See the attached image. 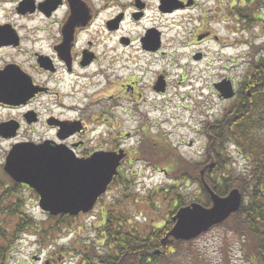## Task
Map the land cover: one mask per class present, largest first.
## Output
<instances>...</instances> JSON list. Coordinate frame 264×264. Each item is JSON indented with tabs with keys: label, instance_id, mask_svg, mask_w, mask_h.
<instances>
[{
	"label": "rangeland",
	"instance_id": "obj_1",
	"mask_svg": "<svg viewBox=\"0 0 264 264\" xmlns=\"http://www.w3.org/2000/svg\"><path fill=\"white\" fill-rule=\"evenodd\" d=\"M198 3L202 9L175 10L162 14L157 9L159 0H147L145 24L161 32L163 55L141 59L142 71L138 75L139 84L135 89L142 95L138 107L117 88L129 74L121 62L110 67L108 90L102 79L92 81L79 77V113L84 109V118L101 115L103 108L111 105L106 96L114 95L113 102L117 107L112 124L118 126L120 134L125 133L127 136L131 132L132 136H127L123 148L129 149L130 160L133 161L130 164L127 161L124 165L121 177L111 188L110 199L107 196L90 214L71 220H53L54 217L38 208L36 194L23 189L25 212L39 224V228L47 231L56 225L61 227L60 231L51 230L45 234L39 230L40 236L32 228L21 237L14 238L10 229L14 225L8 222L7 217L0 216L8 240L5 246L9 250L7 264H80L78 261L81 262L82 253L86 251L90 256L101 254L102 248L98 243L100 226L103 215L108 212L116 211L115 214L125 220L129 219L133 226L159 228L162 225L160 218L168 215L173 204L171 200L177 193L185 204L192 200L205 203L200 181H205L207 171H203V174L200 172L212 163L207 154L210 137L209 133H204V122L222 118L237 103L236 100L221 101L212 91V84L223 77H231L239 89L253 63L264 56V20L260 19L264 18V0H257L253 7L231 10L228 8V0H199ZM205 31L218 40L211 38L197 43V37ZM198 53L203 55L200 61L193 59ZM161 75L166 88L164 93L157 94L152 90L151 83H155ZM68 84L71 85V82ZM68 84L65 86L66 91H69ZM89 84L99 85L95 87ZM8 118L7 113L0 114V121ZM34 129L37 132L42 130L38 126ZM10 145V142L0 143V178L4 155L8 153ZM140 145L142 148L139 150ZM135 151L142 154L135 155ZM147 158L167 173L149 168V164L143 161ZM226 167L228 172L237 175L248 169L244 159L235 151ZM196 168L201 171L197 173ZM223 173L225 171L218 169L210 176L217 178ZM172 183L176 186H171ZM158 188L160 199L153 196V204L148 203L146 207L145 201L152 192L150 190ZM163 190L168 193L164 194ZM126 195L128 198H124ZM119 200L122 203L117 205ZM135 200L138 202L134 203ZM135 216L138 218L135 219ZM188 248L199 249L203 258L207 259V264H217L223 254L229 258V264H243L238 236L230 231L225 232L222 226L209 230L192 241L190 246H179L176 253H185ZM185 258L182 261L175 258V264H189Z\"/></svg>",
	"mask_w": 264,
	"mask_h": 264
},
{
	"label": "flooded vegetation",
	"instance_id": "obj_2",
	"mask_svg": "<svg viewBox=\"0 0 264 264\" xmlns=\"http://www.w3.org/2000/svg\"><path fill=\"white\" fill-rule=\"evenodd\" d=\"M179 1L187 5L184 10L202 9L199 0ZM256 1L228 0V8L253 7ZM146 9L147 0H0V114L9 116L0 121V143L10 142L9 149L14 144L63 147L74 159L122 148L126 157L115 180L121 177L124 165L131 162L129 149L123 147L132 134H120L112 124L117 107L113 94L106 96L111 105L101 115L84 118V109L79 113V77L102 79L108 90L110 67L121 62L129 74L117 88L138 107L141 59L163 55L162 37L160 48L148 51V30L156 28L145 24ZM201 35L197 43L218 40L208 31ZM151 85L154 91L155 83ZM249 91L243 85L239 93L249 98ZM36 126L42 130L37 132ZM7 180L4 188L9 193L18 189Z\"/></svg>",
	"mask_w": 264,
	"mask_h": 264
},
{
	"label": "trees",
	"instance_id": "obj_3",
	"mask_svg": "<svg viewBox=\"0 0 264 264\" xmlns=\"http://www.w3.org/2000/svg\"><path fill=\"white\" fill-rule=\"evenodd\" d=\"M253 67L250 83H247V88L250 90L249 98L243 93L240 101H237L236 105L228 110L222 118L210 120L208 123L210 142L207 154L213 164L211 172L219 169L225 173L213 178L210 176L211 172L207 171L204 182L209 189L222 197L232 189H238L242 194L243 202L238 212L230 215L220 226L225 232L230 231L238 236L241 242L243 264H264V57ZM228 146H233L234 151L248 165L245 173L241 172L237 175L226 170V165H229L231 155L234 153V151L228 150ZM199 171L198 169L197 173ZM1 176L3 179L0 178V216L7 217L8 222L14 225L10 228L12 237H21L32 228H34L32 231L40 236L38 234L41 230L39 224L25 212L23 187L13 186L18 189L10 190L9 193L4 188V184L8 180L3 173ZM171 186H176V184L172 183ZM123 187L126 190L124 185ZM201 191L205 197L203 205L209 207L210 199L202 186ZM11 192L14 193V198ZM163 193L166 194L168 191L163 190ZM176 195L175 201L178 206L185 205L181 202L179 194ZM127 197L128 195L124 198ZM120 203L122 200H119L118 205ZM173 210L169 212L168 223L159 228L133 226L129 219L125 220L115 214L116 211L108 212L103 215V222L100 226V241L98 243L102 248L101 254L94 253L90 256L86 251V253H82L83 258L78 263L175 264V258L178 257L179 261H182L187 257L185 259L189 264H207V259L203 258L199 249L188 248L185 253H176L179 246H190L192 242L174 241L167 236L173 225L171 221ZM71 218L63 215L53 220H71ZM60 227L56 225L54 228L47 231L41 230V232L45 234L50 233L51 230L58 231ZM6 238V231H3L0 223V264H7L8 261L9 250L5 248L8 241ZM86 250H88L87 247ZM229 263V258L223 254L217 264Z\"/></svg>",
	"mask_w": 264,
	"mask_h": 264
},
{
	"label": "water",
	"instance_id": "obj_4",
	"mask_svg": "<svg viewBox=\"0 0 264 264\" xmlns=\"http://www.w3.org/2000/svg\"><path fill=\"white\" fill-rule=\"evenodd\" d=\"M180 7L182 6L176 0H161L160 10L163 12H171ZM147 42L156 43L151 49L157 50L158 33H150ZM196 58L199 59L200 56ZM214 87L222 99L234 96L230 81L224 80ZM154 89L164 91L162 77L158 79ZM124 157L123 151L99 152L90 159L77 160L65 152L63 147L18 144L8 153L3 171L14 182L26 185L37 193L41 211L53 217H75L92 210L116 175L117 167ZM205 189L212 206L204 208L193 203L179 209L173 217L175 224L167 236L176 241L193 240L239 210L242 196L237 189L229 192L226 197L215 195L206 185Z\"/></svg>",
	"mask_w": 264,
	"mask_h": 264
}]
</instances>
